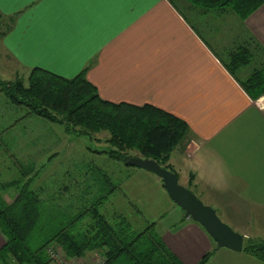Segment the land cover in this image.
<instances>
[{"label": "crops", "instance_id": "crops-1", "mask_svg": "<svg viewBox=\"0 0 264 264\" xmlns=\"http://www.w3.org/2000/svg\"><path fill=\"white\" fill-rule=\"evenodd\" d=\"M211 12L185 0H0V15L15 17L0 42L26 73L83 75L104 101L150 105L184 121L188 132L168 160L173 173L252 239L238 217L255 226L264 211V94L255 98L241 83L247 65L233 75L223 60L256 42L264 64V5L246 20ZM223 31L234 36L226 46L217 42ZM178 221L156 232L183 264L210 255L208 264L221 248L185 213ZM6 240L0 231V250Z\"/></svg>", "mask_w": 264, "mask_h": 264}, {"label": "trees", "instance_id": "trees-1", "mask_svg": "<svg viewBox=\"0 0 264 264\" xmlns=\"http://www.w3.org/2000/svg\"><path fill=\"white\" fill-rule=\"evenodd\" d=\"M185 1L195 10H228L242 20L264 5V0ZM0 18L6 19L5 35L11 30L15 17L0 15ZM254 44L230 51L223 60L233 75L261 53V47ZM260 67L241 82L255 98L264 94V64ZM28 83L26 87L21 79L8 82L0 79V92L11 105L27 108L30 116L63 125L69 134L88 137L108 131V143L116 150L101 153L110 158L124 161L129 158L126 151H136L174 172L168 164L169 157L188 132L187 124L181 119L150 105L139 107L104 101L83 75L64 79L35 68L30 71ZM20 172V178L0 187V191L8 188L17 191L11 203H6L0 195V231L7 239L0 250L3 264H52L51 245L61 249L69 259H82L88 252L100 253L103 264L121 260H125V264H183L158 235L155 223L137 232L124 217L109 220L101 213L116 190L109 176L87 179L85 174L87 185L80 187V196H68L69 203L61 207L52 202L47 204L40 192L32 189L40 170L29 166ZM89 181L93 184H88ZM94 186H102L106 192L91 203V196L96 192ZM63 190L66 194L69 189L64 187ZM243 249L264 262L263 246ZM209 257L206 255L200 264H206Z\"/></svg>", "mask_w": 264, "mask_h": 264}, {"label": "rangeland", "instance_id": "rangeland-1", "mask_svg": "<svg viewBox=\"0 0 264 264\" xmlns=\"http://www.w3.org/2000/svg\"><path fill=\"white\" fill-rule=\"evenodd\" d=\"M206 13L209 15L213 12ZM206 13L204 15H207ZM191 18L193 19V15ZM4 23L5 20L0 18V40L6 29ZM230 26L231 23L227 22V27ZM226 32L223 31V34L218 36L221 40L217 42L223 46L228 45V40L231 41L234 37ZM260 66L261 62L255 57L252 63L246 66L248 67L246 79L252 75L254 69H260ZM29 75L30 72L23 71L5 54L0 42V79L6 82L21 79L28 87ZM28 113L29 110L23 106L11 105L0 92V187L2 184L20 178L21 169L33 166L40 172L32 184V189L39 191L41 198L47 201V204L52 202L63 207L69 203L66 199L68 196H80V187L87 185L84 180L85 174L88 176L87 179L91 176L93 179H95L94 176L105 178L104 175H107L112 185L116 187L109 201L101 208V213L109 220L122 216L137 232H141L148 224L155 222L156 231L160 235L181 226L178 220L184 212L171 200L159 177L143 169L129 166L124 161L110 158L106 153H101V151L116 150L108 143L110 137L108 131L103 130L88 137H80L67 133L63 125L30 116ZM125 153L129 158L145 159L136 151ZM51 156L54 157L49 160ZM179 182L184 186L182 177L179 178ZM88 184L93 183L89 181ZM64 187L69 189L66 194ZM94 187L92 188L96 190L95 194H89V196L92 195L91 203L106 192L102 186ZM0 195L6 203H11L17 191L15 188H8L0 191ZM198 198L201 197L198 195ZM200 200L210 206L206 198ZM72 201L74 202V199ZM216 212L221 221L235 231L236 228L231 225L224 210L216 209ZM243 212L246 213L245 210ZM256 212L261 219L258 221L259 225L246 226V218L238 217L242 219L240 228L249 232L248 236L252 237L247 239L243 235V248L250 246L264 248V211ZM50 249L61 253L65 259L69 260L56 246L51 245ZM217 251L220 252L208 264H264L245 252H232L226 248ZM80 260L87 264H96L102 261V257L100 253L88 252ZM125 263V260H121L114 264Z\"/></svg>", "mask_w": 264, "mask_h": 264}, {"label": "water", "instance_id": "water-1", "mask_svg": "<svg viewBox=\"0 0 264 264\" xmlns=\"http://www.w3.org/2000/svg\"><path fill=\"white\" fill-rule=\"evenodd\" d=\"M127 165L151 172L164 184L171 200L179 206L187 218L200 224L216 242L218 248L241 252L244 236L221 221L215 209L205 205L191 190L182 186L178 176L161 167L156 161L143 158H126Z\"/></svg>", "mask_w": 264, "mask_h": 264}, {"label": "built area", "instance_id": "built-area-1", "mask_svg": "<svg viewBox=\"0 0 264 264\" xmlns=\"http://www.w3.org/2000/svg\"><path fill=\"white\" fill-rule=\"evenodd\" d=\"M49 255L52 259V264H87L84 263L83 261H81L80 259H65V257H63L61 255V253L55 251L54 249H50L49 250ZM96 264H103V259L101 262H98Z\"/></svg>", "mask_w": 264, "mask_h": 264}, {"label": "bare ground", "instance_id": "bare-ground-1", "mask_svg": "<svg viewBox=\"0 0 264 264\" xmlns=\"http://www.w3.org/2000/svg\"><path fill=\"white\" fill-rule=\"evenodd\" d=\"M53 263V262H52Z\"/></svg>", "mask_w": 264, "mask_h": 264}]
</instances>
